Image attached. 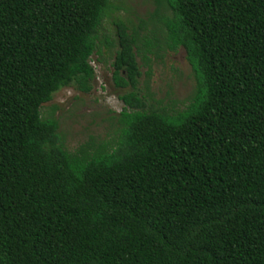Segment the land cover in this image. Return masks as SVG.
<instances>
[{"label":"trees","instance_id":"16d2710c","mask_svg":"<svg viewBox=\"0 0 264 264\" xmlns=\"http://www.w3.org/2000/svg\"><path fill=\"white\" fill-rule=\"evenodd\" d=\"M166 2L141 45L184 48L191 101L147 105L119 21L118 138L71 151L40 108L90 89L110 0H0V264H264V0Z\"/></svg>","mask_w":264,"mask_h":264},{"label":"rangeland","instance_id":"374dc122","mask_svg":"<svg viewBox=\"0 0 264 264\" xmlns=\"http://www.w3.org/2000/svg\"><path fill=\"white\" fill-rule=\"evenodd\" d=\"M156 11L159 16L171 15L166 0H110V8L97 33L99 52H94L89 59L94 73L89 81L90 89L83 91L76 83L65 86L41 105L42 117L58 120V132L66 149L72 151L88 141L95 145L111 143L118 138V114L124 105L120 95L127 90L117 86L112 77L119 21L124 22L129 31L136 30L141 38L138 43L141 50L137 53L141 70L138 89L147 105L174 112L191 101L196 81L184 48L172 51L160 43L162 48L151 46L149 51L143 52L144 37L155 45L153 38H162L159 28H163V23L155 15Z\"/></svg>","mask_w":264,"mask_h":264}]
</instances>
